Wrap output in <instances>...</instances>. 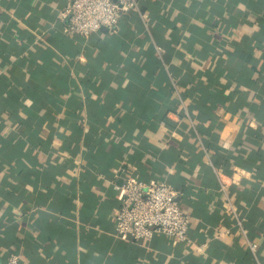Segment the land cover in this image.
Instances as JSON below:
<instances>
[{
  "label": "crops",
  "instance_id": "1",
  "mask_svg": "<svg viewBox=\"0 0 264 264\" xmlns=\"http://www.w3.org/2000/svg\"><path fill=\"white\" fill-rule=\"evenodd\" d=\"M67 1L0 0V263L264 264V0H140L89 37ZM123 168L180 190L189 240L116 234Z\"/></svg>",
  "mask_w": 264,
  "mask_h": 264
},
{
  "label": "built area",
  "instance_id": "2",
  "mask_svg": "<svg viewBox=\"0 0 264 264\" xmlns=\"http://www.w3.org/2000/svg\"><path fill=\"white\" fill-rule=\"evenodd\" d=\"M139 6L140 0H68L60 17L69 33L89 37L103 27L114 32L121 18L138 10ZM157 49L162 51V48ZM120 177L122 183L118 186L123 191V198L115 221L119 237L150 240L156 233H166L180 240L190 239L192 217L180 204V190L165 181L147 182L126 174L124 168ZM218 179L220 189L229 198L230 187L237 182L235 175L219 174ZM230 206L235 212V206L232 203ZM237 224L246 234L242 218L238 217ZM248 243L254 252L258 244L249 238ZM0 264L24 262L18 253H12L5 263Z\"/></svg>",
  "mask_w": 264,
  "mask_h": 264
},
{
  "label": "water",
  "instance_id": "3",
  "mask_svg": "<svg viewBox=\"0 0 264 264\" xmlns=\"http://www.w3.org/2000/svg\"><path fill=\"white\" fill-rule=\"evenodd\" d=\"M103 29H106L105 27H103Z\"/></svg>",
  "mask_w": 264,
  "mask_h": 264
}]
</instances>
